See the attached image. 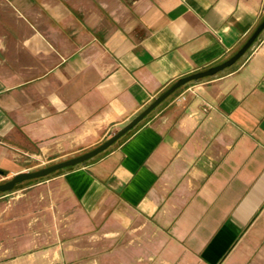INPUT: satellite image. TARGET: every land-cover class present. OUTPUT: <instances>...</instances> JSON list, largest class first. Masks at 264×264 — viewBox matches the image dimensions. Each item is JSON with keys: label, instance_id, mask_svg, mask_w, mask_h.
<instances>
[{"label": "crops", "instance_id": "0c3cea01", "mask_svg": "<svg viewBox=\"0 0 264 264\" xmlns=\"http://www.w3.org/2000/svg\"><path fill=\"white\" fill-rule=\"evenodd\" d=\"M263 18L264 0H0V181L99 145ZM31 186L0 195V264H264V30Z\"/></svg>", "mask_w": 264, "mask_h": 264}, {"label": "water", "instance_id": "95a60500", "mask_svg": "<svg viewBox=\"0 0 264 264\" xmlns=\"http://www.w3.org/2000/svg\"><path fill=\"white\" fill-rule=\"evenodd\" d=\"M264 30V18L256 26L254 31L246 39L243 45L234 52L230 57L223 60L220 63L209 66L205 69L198 70L196 72L190 73L179 77L175 82H173L169 87L162 91L158 96H156L145 108H143L137 115H135L127 124H125L120 130L114 133L111 137L100 143L99 145L77 155L70 157H65L60 160L53 161L45 166L35 168L32 170L22 171L14 174L12 177L0 181V192H11L20 183L29 180H35L43 177H47L54 172L65 169L70 166H76L78 164H84L99 153L103 152L109 148L112 144L118 141L122 136L127 134L130 130L135 128L139 123H141L149 114L152 113L164 100L169 96L174 94L184 85L189 82L199 81L206 77L216 76L217 74L224 72L226 69L233 67L235 63L241 59L251 48L254 42L257 40L259 35ZM0 173L2 171L0 170Z\"/></svg>", "mask_w": 264, "mask_h": 264}, {"label": "rangeland", "instance_id": "374dc122", "mask_svg": "<svg viewBox=\"0 0 264 264\" xmlns=\"http://www.w3.org/2000/svg\"><path fill=\"white\" fill-rule=\"evenodd\" d=\"M50 159V158H48ZM48 159L44 158V162H42V160H40V162L38 163H34L32 165H34V168H39L41 166H45L49 163H51L52 161H49ZM10 177H7L5 179H8ZM3 179V180H5ZM2 180V181H3ZM36 180H29V181H25L23 183H20L18 186H16L17 188H15L13 191H11L12 193L9 195V199H14L17 200L19 198H23L26 197L27 195H29L30 190L32 189L33 186H31ZM3 192H0V195H2Z\"/></svg>", "mask_w": 264, "mask_h": 264}, {"label": "trees", "instance_id": "16d2710c", "mask_svg": "<svg viewBox=\"0 0 264 264\" xmlns=\"http://www.w3.org/2000/svg\"><path fill=\"white\" fill-rule=\"evenodd\" d=\"M125 135H126V134H125ZM125 135H124V136H125ZM122 137H123V136H122ZM122 137H121V138H122ZM78 165H79V164H78ZM76 166H77V165H76ZM71 167H74V166H70V167H68V168H71ZM68 168H65V169H68ZM62 170H64V169H60V170H58V171H56V172H59V171H62ZM56 172H54V173H56ZM43 178H44V177H43ZM39 179H42V178H39ZM39 179H35V180L37 181V180H39ZM18 185H19V184H18ZM18 185H17V186H18ZM16 188H17V187H16ZM3 193H6V192H3Z\"/></svg>", "mask_w": 264, "mask_h": 264}]
</instances>
